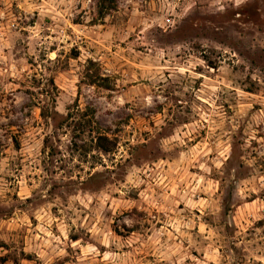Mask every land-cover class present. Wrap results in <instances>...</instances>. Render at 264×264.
Returning a JSON list of instances; mask_svg holds the SVG:
<instances>
[{
  "label": "rangeland",
  "instance_id": "obj_1",
  "mask_svg": "<svg viewBox=\"0 0 264 264\" xmlns=\"http://www.w3.org/2000/svg\"><path fill=\"white\" fill-rule=\"evenodd\" d=\"M0 264H264V0H0Z\"/></svg>",
  "mask_w": 264,
  "mask_h": 264
}]
</instances>
